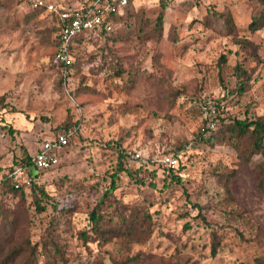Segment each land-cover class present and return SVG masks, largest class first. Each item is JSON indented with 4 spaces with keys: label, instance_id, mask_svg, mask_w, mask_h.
Segmentation results:
<instances>
[{
    "label": "rangeland",
    "instance_id": "obj_1",
    "mask_svg": "<svg viewBox=\"0 0 264 264\" xmlns=\"http://www.w3.org/2000/svg\"><path fill=\"white\" fill-rule=\"evenodd\" d=\"M46 1L67 7L90 0ZM260 8L258 0H131L113 31H88L75 41L64 75L52 60L55 17L47 9L32 14L29 0H0V201L17 218L3 225L0 217L4 252L29 236L42 264H117L137 252L139 264L264 260L262 156L248 162L228 141L202 135L207 99L217 103V126L222 117L264 116V26L250 29ZM237 38L254 42L257 55ZM240 62L250 73L243 92ZM75 121L80 129L59 164L39 174L45 209L33 204L32 183L24 185L25 200L7 192L3 180L16 161ZM174 151H183L182 165L167 173L159 159ZM120 165L113 197L148 210L153 231L147 239L95 240L90 213ZM112 200L100 210L110 211ZM48 236L60 241L62 258L43 248Z\"/></svg>",
    "mask_w": 264,
    "mask_h": 264
},
{
    "label": "trees",
    "instance_id": "obj_2",
    "mask_svg": "<svg viewBox=\"0 0 264 264\" xmlns=\"http://www.w3.org/2000/svg\"><path fill=\"white\" fill-rule=\"evenodd\" d=\"M261 8L254 14L253 20L250 23V29L256 31L264 26V0H258ZM131 0H129L128 4L125 8H128L130 5ZM33 7V6H32ZM34 12L32 14H36L37 11L35 10H43L46 9L45 6L41 7H33ZM122 17L121 14L115 13L112 16L113 21H118ZM227 25L229 30L235 29V23L233 19L230 17L227 21ZM105 33V31H101ZM58 33V27H57ZM82 35L78 36L76 40H79ZM58 35H57V42L56 46L58 45ZM237 43L247 49L250 50L251 56L254 57L258 53L257 45L245 39L237 38ZM222 61L226 62V56L223 55L221 58ZM54 64V63H53ZM58 67L61 72H63L62 67L54 64ZM72 67L71 65L66 66L67 72L70 71ZM236 74L238 77V89L239 91L243 92L248 88V81L250 80V73L249 70L244 68L242 62L236 65ZM64 74V72H63ZM79 124V121H75L71 125H65L63 129L69 130L73 125ZM60 131V130H59ZM58 130L55 132L57 133ZM205 132V131H204ZM203 132V133H204ZM54 133V134H55ZM202 135L208 137H217L216 142L220 141H228L233 146H235L241 156L245 158L248 162L257 155L262 156V161L258 162V169L261 174V179L259 181L258 187L261 191H264V116H256V117H245V118H233L231 120L226 119L225 117L221 118V122L218 124L216 129L212 130L209 134L204 133ZM77 137V133L72 137L70 140L69 145L74 141ZM179 152V151H174ZM32 155H27L18 159L16 164H19L24 161H31ZM182 161V160H181ZM180 163L176 167H167L164 169L165 172L176 171L182 165ZM121 164L123 163V159H120ZM15 164V165H16ZM14 167V166H13ZM13 167L10 169L12 170ZM123 166L120 165L118 167L116 173L113 175L112 182L109 184L107 189H109L105 194H103L97 201V206L95 209L90 213V219L92 223V231L94 234L93 239L102 238L105 241L111 240L113 238H123L129 239L135 236L142 237L147 239L148 236L152 233V228L150 227L151 222V214L148 210H144V207L141 206H133V205H123L121 201H118L113 197L114 189L116 187V176L118 172L123 170ZM3 185L7 189V192H13L16 196H21V199H26L25 188L20 187L16 188L13 183L12 176L10 172L6 173ZM31 193L34 198L33 204L36 206L37 210L42 212L45 209L44 204L42 203V199L44 196H48L47 191L43 187H39L36 183L31 184ZM113 199L111 202L108 203L110 211L105 213L102 209V205L108 200ZM21 210L28 211L29 207L22 206ZM14 210L7 209L6 206L0 201V217L4 218V224L10 225L17 221L16 216L14 215ZM205 220V218L203 217ZM49 235L55 232V229L49 228ZM212 242H211V251L213 254H216L219 246H220V228L213 229L211 232ZM83 236L85 238H91L88 231L83 232ZM4 231H2V226L0 225V255L4 256V263L5 264H42L40 263L38 256V248L39 243H31V239L29 236H26L24 240L19 243L15 244L14 246L10 247L7 252H4V245L3 241H5ZM8 240V239H7ZM55 237L48 236L47 239L42 243L43 248H45L47 252L50 254L55 253L56 256L63 257L62 255V248L61 244H59ZM44 250V249H43ZM54 251V252H53ZM42 253V252H41ZM141 252H137L134 255L128 256L124 261H121L117 264H139L142 262ZM258 264H264L263 259H258ZM165 264V263H160Z\"/></svg>",
    "mask_w": 264,
    "mask_h": 264
},
{
    "label": "built area",
    "instance_id": "obj_3",
    "mask_svg": "<svg viewBox=\"0 0 264 264\" xmlns=\"http://www.w3.org/2000/svg\"><path fill=\"white\" fill-rule=\"evenodd\" d=\"M29 1L33 7L45 6L56 19L59 43L52 60L54 64L62 67L64 75L67 74L66 66L73 62L72 47L75 39L88 31H105V33L113 31L115 27L113 14H122L129 2V0H90L79 6L65 7L46 0ZM217 108L214 99H207L202 103L206 122L205 132L208 134L217 127ZM5 126L6 123L0 112V137L5 135ZM79 129L80 123L73 125L69 130L61 129L41 142L30 162L27 160L14 165L10 171L14 186L20 188L26 183L39 184V174L59 164L61 151L69 145ZM133 156L140 157V153H134ZM159 160L167 167H176L183 160V151L164 153Z\"/></svg>",
    "mask_w": 264,
    "mask_h": 264
},
{
    "label": "crops",
    "instance_id": "obj_4",
    "mask_svg": "<svg viewBox=\"0 0 264 264\" xmlns=\"http://www.w3.org/2000/svg\"><path fill=\"white\" fill-rule=\"evenodd\" d=\"M39 146H40V145H39ZM39 146H38V148H39ZM38 148H37V149H38ZM36 151H37V150H36ZM36 151H35V152H36ZM35 152H34V153H32L31 155H34V154H35Z\"/></svg>",
    "mask_w": 264,
    "mask_h": 264
}]
</instances>
